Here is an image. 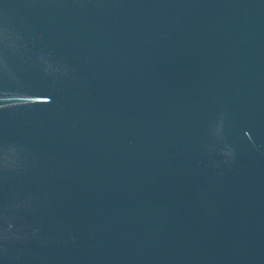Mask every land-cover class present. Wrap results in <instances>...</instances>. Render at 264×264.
I'll list each match as a JSON object with an SVG mask.
<instances>
[{
	"label": "water",
	"instance_id": "1",
	"mask_svg": "<svg viewBox=\"0 0 264 264\" xmlns=\"http://www.w3.org/2000/svg\"><path fill=\"white\" fill-rule=\"evenodd\" d=\"M0 264H264V0H0Z\"/></svg>",
	"mask_w": 264,
	"mask_h": 264
}]
</instances>
